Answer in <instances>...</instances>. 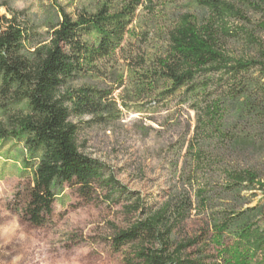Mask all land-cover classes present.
Wrapping results in <instances>:
<instances>
[{
	"label": "trees",
	"instance_id": "obj_1",
	"mask_svg": "<svg viewBox=\"0 0 264 264\" xmlns=\"http://www.w3.org/2000/svg\"><path fill=\"white\" fill-rule=\"evenodd\" d=\"M139 7L152 18H139L137 27H147L134 32ZM53 8L49 42L34 47L14 11L0 16V142L22 144L23 169L30 171L15 208L21 219L51 223L64 185L88 202L118 193L130 201L127 213L140 210L111 238L115 250L131 247L125 264H264V205L250 206L256 191L264 192V50L257 57L226 50L229 39L259 43L264 0H85L74 14ZM159 11L165 18L153 30ZM249 25L254 30L244 29ZM151 32L157 37L149 45H126V38ZM116 50H124L128 103L155 109L181 94L195 114L177 181L157 207L78 147L73 118L89 115L88 123L101 124L119 110L110 90L71 84L106 76L98 62ZM192 215L202 225L183 235Z\"/></svg>",
	"mask_w": 264,
	"mask_h": 264
},
{
	"label": "rangeland",
	"instance_id": "obj_2",
	"mask_svg": "<svg viewBox=\"0 0 264 264\" xmlns=\"http://www.w3.org/2000/svg\"><path fill=\"white\" fill-rule=\"evenodd\" d=\"M84 1L0 0V16L10 17L6 10L14 11L34 47L49 42L52 31L46 21L50 16L56 19L53 6H61L74 14ZM160 13V21L154 24L153 30L162 25L165 15ZM147 16L152 18L142 7L136 10L131 24L134 32L147 27L143 21L139 28L136 24L139 18L148 22ZM257 19L258 16L252 17V21ZM253 28L249 25L244 29L252 31ZM255 36L257 44H247L243 37L229 39L226 50L237 57H257L260 50H264V33L257 32ZM156 37L155 32H151L147 38L141 36V40L126 38L130 42L126 45L145 47ZM122 52L116 50L98 62L106 76H84L71 84L85 83L110 90L119 110L117 115L101 124L88 123L93 118L89 115L73 118V122L80 123L78 147L83 154L103 163L127 191L157 207L177 181L187 142L193 135L195 114L181 94L168 98L155 109L150 104L141 107L128 103L133 90L125 79ZM119 75L123 76L121 86H118ZM122 102L128 107L120 106ZM25 154L22 144L0 142V264H125L123 258L131 252V247L124 245L115 250L111 238L125 229L140 210L127 213L123 206L130 201H125V195L115 193L109 201L96 198L88 202L74 187L64 185L54 203L51 223L33 226L22 220L15 209L22 204V193L30 181V171L24 170L22 164ZM99 192L105 194V190ZM256 204L264 205V192L258 190L251 197L250 206ZM201 225V216L192 215L185 222L183 235L193 234Z\"/></svg>",
	"mask_w": 264,
	"mask_h": 264
}]
</instances>
